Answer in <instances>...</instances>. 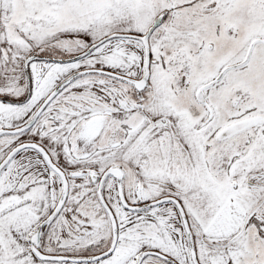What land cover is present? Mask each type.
I'll return each mask as SVG.
<instances>
[{
  "label": "snow or ice",
  "instance_id": "6c2138e0",
  "mask_svg": "<svg viewBox=\"0 0 264 264\" xmlns=\"http://www.w3.org/2000/svg\"><path fill=\"white\" fill-rule=\"evenodd\" d=\"M0 264H264V0H0Z\"/></svg>",
  "mask_w": 264,
  "mask_h": 264
}]
</instances>
